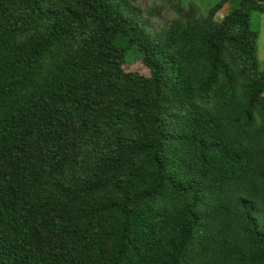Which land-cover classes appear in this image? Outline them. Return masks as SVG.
<instances>
[{
  "label": "trees",
  "instance_id": "trees-1",
  "mask_svg": "<svg viewBox=\"0 0 264 264\" xmlns=\"http://www.w3.org/2000/svg\"><path fill=\"white\" fill-rule=\"evenodd\" d=\"M228 1L0 0V264H264V0Z\"/></svg>",
  "mask_w": 264,
  "mask_h": 264
},
{
  "label": "rangeland",
  "instance_id": "rangeland-1",
  "mask_svg": "<svg viewBox=\"0 0 264 264\" xmlns=\"http://www.w3.org/2000/svg\"><path fill=\"white\" fill-rule=\"evenodd\" d=\"M133 7L139 10V21L152 33L160 32L168 27L176 17L172 4L178 2L181 6L194 4L199 14H204L209 7L219 0H128ZM169 1V2H168ZM171 2V3H170ZM234 5V0H229L224 7L214 15V20L220 21L230 6ZM250 28L257 32L256 41L257 58L260 67L264 68V14L258 12L250 13ZM124 68L127 72H137L146 76V70L137 61V54L130 50L125 58ZM264 96V92H263Z\"/></svg>",
  "mask_w": 264,
  "mask_h": 264
}]
</instances>
